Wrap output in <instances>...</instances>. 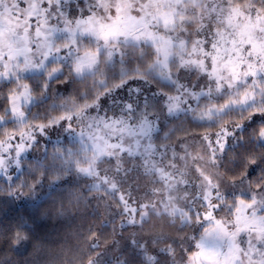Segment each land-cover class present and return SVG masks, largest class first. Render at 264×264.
Masks as SVG:
<instances>
[{"label": "snow or ice", "instance_id": "obj_1", "mask_svg": "<svg viewBox=\"0 0 264 264\" xmlns=\"http://www.w3.org/2000/svg\"><path fill=\"white\" fill-rule=\"evenodd\" d=\"M0 245L264 264V0H0Z\"/></svg>", "mask_w": 264, "mask_h": 264}, {"label": "trees", "instance_id": "obj_2", "mask_svg": "<svg viewBox=\"0 0 264 264\" xmlns=\"http://www.w3.org/2000/svg\"><path fill=\"white\" fill-rule=\"evenodd\" d=\"M101 214L104 213V209H100ZM98 220H95L93 217L88 216H80L76 219L75 223L68 227L67 225H62L57 223L55 220L46 221L44 224L41 225L40 229L37 232V235L41 238V242L55 240L58 243L51 244V243H44L43 247L45 251L52 252V251H59L61 245L67 249H75L77 245V240L72 235L74 232H81L84 235L87 234L88 227L93 223H98ZM110 229L107 230L106 234L110 233ZM50 234V235H49ZM125 236L128 233L124 234ZM3 245H0L2 247ZM14 261H18L19 264H25V261H32L39 259V264H43V253H37V251L30 245L28 247L27 252L23 256L15 255L14 253H9ZM68 255L71 256L72 252L69 251Z\"/></svg>", "mask_w": 264, "mask_h": 264}, {"label": "rangeland", "instance_id": "obj_3", "mask_svg": "<svg viewBox=\"0 0 264 264\" xmlns=\"http://www.w3.org/2000/svg\"><path fill=\"white\" fill-rule=\"evenodd\" d=\"M121 243H123V241Z\"/></svg>", "mask_w": 264, "mask_h": 264}]
</instances>
